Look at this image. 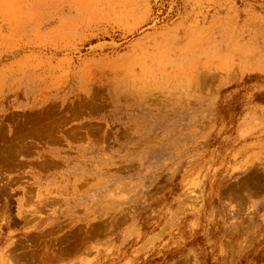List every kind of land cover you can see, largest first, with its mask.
I'll return each instance as SVG.
<instances>
[{
    "label": "rangeland",
    "instance_id": "obj_1",
    "mask_svg": "<svg viewBox=\"0 0 264 264\" xmlns=\"http://www.w3.org/2000/svg\"><path fill=\"white\" fill-rule=\"evenodd\" d=\"M0 264H264V0H0Z\"/></svg>",
    "mask_w": 264,
    "mask_h": 264
},
{
    "label": "clouds",
    "instance_id": "obj_2",
    "mask_svg": "<svg viewBox=\"0 0 264 264\" xmlns=\"http://www.w3.org/2000/svg\"><path fill=\"white\" fill-rule=\"evenodd\" d=\"M258 206H259V201H257L255 205L250 207L249 211H254ZM234 208H235V206H233V210H234Z\"/></svg>",
    "mask_w": 264,
    "mask_h": 264
}]
</instances>
